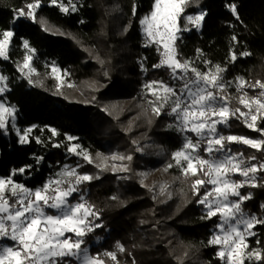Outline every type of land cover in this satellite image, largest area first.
<instances>
[{
    "label": "trees",
    "instance_id": "16d2710c",
    "mask_svg": "<svg viewBox=\"0 0 264 264\" xmlns=\"http://www.w3.org/2000/svg\"><path fill=\"white\" fill-rule=\"evenodd\" d=\"M117 1L122 15L119 28L113 23L103 25L104 20H111L110 0H73L76 11L71 10L68 0H60L69 6L67 14L51 0H41V6L36 9V22L25 17L13 22L14 9L24 8L33 0H0V33L13 32L8 59L0 58V76L7 77V88L0 100L16 108L17 129H32L25 144L19 142L13 131L5 135L0 130V179L11 177L29 189L42 187L50 179H56L65 165L79 164L77 157L68 151L72 145H78V149L89 155L103 152L104 144L110 142L109 136L103 134L102 128L107 127L103 125L113 126L116 122L99 111L97 98L93 100L94 105H85L31 85L17 68L26 55H31V66L39 75H46L55 67L75 83L87 82L95 86L106 80L108 91L96 90L93 95L105 94L102 96L105 97L110 92L111 98L133 99L146 109L149 102L145 85L163 81L179 87L168 67H153L162 60L160 50L148 44L140 33V21L152 11L154 0ZM233 3L237 5L239 20L227 7ZM188 11L189 14L203 11L206 15L200 30L184 31L183 23H179L181 31L175 41L176 56L192 62L201 71L207 72L216 65L226 69L221 75L224 82H231L224 93L231 98L229 107L246 112L238 105V97L243 92L249 97L258 96L262 89L248 85L264 82V0H196ZM44 24L57 34H51ZM24 41L35 51L29 53ZM243 52L250 55H241ZM238 77L245 82L239 93L236 90ZM164 118L159 125V145L172 155L182 148L183 138L176 130L173 117L164 114ZM242 121L241 117H230V127L218 126V131L225 136L261 138ZM257 123L264 127L261 118ZM69 136L75 139L69 140ZM225 146L234 153H243L245 158L255 155L257 159H246L247 164L264 162V153L255 149L227 143ZM199 154L207 158L203 148ZM38 157H43L39 163ZM26 165L31 168L13 175L14 169ZM173 175L178 181L177 193L169 201L151 196L140 187L134 175L128 182H120L106 174L78 185L80 191L73 195L72 201L79 200L82 194L98 216L89 219L101 225L84 237L89 254L103 260L104 264H224L217 256L220 246L208 243L215 234L219 216L202 219L207 211L197 202L199 197L192 189L195 179L206 177L203 173L183 175L181 171ZM255 175L257 186L244 185L239 191L243 195L252 194L241 206L246 213L260 218L264 217L261 208L264 171ZM208 188L209 185L200 188L201 194ZM252 231L256 235L247 238L246 252L264 250V225L258 224ZM118 244L124 251L117 247ZM107 252L115 253L117 260L104 255ZM71 263L76 264L73 260ZM244 264H264V261H256L253 257L246 259Z\"/></svg>",
    "mask_w": 264,
    "mask_h": 264
},
{
    "label": "snow or ice",
    "instance_id": "6c2138e0",
    "mask_svg": "<svg viewBox=\"0 0 264 264\" xmlns=\"http://www.w3.org/2000/svg\"><path fill=\"white\" fill-rule=\"evenodd\" d=\"M57 5L61 12L68 13L69 6L72 11H76L77 5L73 0H68V5L60 0H51ZM188 0H154L152 11L145 15L140 23L144 26V31L148 38L155 43L159 37L163 44L165 56L160 64L153 67L166 65L171 69L173 80L179 83V87L169 86L163 81H153L145 87L151 89L152 85H159L166 94L162 98L159 107H154L153 111L160 114V109L165 104H169L168 115L173 116L176 121V128L181 133H192L194 137L184 136V144L181 150L173 153V159L185 175L191 173L197 176L203 173L205 178H198L192 184L194 195L198 196V203L204 205L207 213L203 218L219 216V223L216 227L218 233L213 234L208 241L210 245H219L220 250L217 256L224 264H244L245 258H255L256 261H264V250L248 249L245 242L246 236H255L252 231L256 225H264V217L258 218L250 215L242 208V203L252 198V194L243 195L239 189L249 184L256 187V173L264 171V162L258 164H247V160H256V156L245 158L243 153H234L225 146L237 143L247 145L264 153V127L258 123V116H261V123H264V91L258 96L249 97L247 92H243L238 97L239 104L247 108L244 112L240 108L230 109L227 97L224 95L231 82H224L221 73L226 71L219 65L207 72L201 71L190 61L181 60L171 54L172 44L178 38V19L184 12ZM41 6V0H33L27 3L24 8L14 9V20L25 17L37 21L36 9ZM232 14L237 20L240 19L236 4H229ZM135 15V5L133 7ZM206 13L187 15L185 19L193 23L197 28L201 26ZM188 31L187 27L183 29ZM0 57L8 59L7 46L13 32L5 30L0 33ZM233 40L236 37L233 36ZM147 46V45H146ZM24 47L29 53L34 52L27 41ZM241 55L248 56L249 52ZM31 55H26L23 66L18 69L23 74L24 68H30L29 61ZM235 60L236 56L233 55ZM210 63V62H205ZM57 69L53 67V71ZM7 77L0 76V94L6 91ZM239 83L236 85L237 92H241L244 87V80L238 77ZM29 83L32 81L29 79ZM251 88L259 87L264 89V82L256 81L248 85ZM156 93L153 92V95ZM158 99H161L158 97ZM255 106V107H253ZM16 108L6 106L0 102V130L7 132L9 125L16 130L19 142L25 143L28 140V133L32 129H25L23 132L16 129L15 116ZM239 113V115H237ZM243 117V123L254 132H258L261 138H249L242 135H223L218 131L217 125L230 127L229 118ZM173 127V125H169ZM55 135V130L53 129ZM69 140L75 139L69 136ZM37 143L40 140L37 138ZM58 146V145H57ZM77 146L70 147L69 152L76 153ZM201 148L207 155L199 154ZM139 150V149H138ZM43 157L37 158L39 163ZM84 159L91 163V158L85 154ZM112 159L131 160V156L112 157ZM186 163V166H185ZM243 165V167H241ZM172 165L170 164L169 167ZM31 165H26L20 169H14L13 175L17 172L25 173ZM122 171H127L123 167ZM230 173H239L244 177L243 181L232 180ZM249 173H252L249 176ZM59 178L50 179L42 187L29 189L22 184L16 183L11 177L0 179V238H8L15 242L14 245H0V264H71L75 260L77 264H104L103 260L89 254L84 237L94 228L101 227L100 224H93L90 216H97L92 205L88 204L83 195L79 200L72 201L74 193L79 192L78 185L85 181H91L93 177L88 174H78L74 169H65L58 174ZM212 185L211 189H206L203 194L200 188ZM199 186V187H197ZM237 198V199H230ZM264 209V204L261 205ZM47 209L53 210L52 212ZM98 218V216H97ZM73 234V236L67 235ZM259 243V241H257ZM82 245H85L82 247ZM117 247L124 251L121 245ZM104 255L113 261L117 256L113 252Z\"/></svg>",
    "mask_w": 264,
    "mask_h": 264
},
{
    "label": "rangeland",
    "instance_id": "374dc122",
    "mask_svg": "<svg viewBox=\"0 0 264 264\" xmlns=\"http://www.w3.org/2000/svg\"><path fill=\"white\" fill-rule=\"evenodd\" d=\"M195 2L196 0H188V3L184 8V12L178 19V23H177L178 31L176 32L177 37L181 31V27L179 24L180 22L183 23V28L188 27V29L193 28L196 30H200L201 26L197 28L193 23H190L185 19L187 15H193V16L197 15L196 13L189 14L188 11L189 7L193 6ZM108 11L111 14V20L109 19L104 20L103 25L107 24L108 26V23L109 24L113 23L115 27L118 28L121 27L122 26L121 8L118 6L117 0H110V6ZM44 27L51 34H57V31L54 30L53 28H50L45 24ZM140 33L147 40L148 44H154L160 50L162 60H164L165 59V56L163 55L164 48H163V44L160 42L159 37H157L156 42L153 43L148 38L147 34L144 31V26L141 25V23H140ZM175 41L172 44L171 54L176 56ZM10 42L7 46V55L10 47ZM0 58L4 59L3 57ZM31 61L32 59L28 63L30 65V68L33 69L31 66ZM24 62L25 61L23 59L21 62L18 63V66L22 67ZM18 71L28 81L29 79L32 81V83H30L31 85H36L39 87H43L45 89L52 90L61 96L67 97L71 101L83 102V104L85 105H94L95 101L93 100L97 98L96 104L100 109L99 111H101L104 114V116L108 118L111 117L116 121L113 126H109L107 125V123L102 122L104 123L103 126H107L105 128H102L103 134L108 135L110 139V142L104 144L103 152L96 153L94 155H89L77 148L76 153L73 152L70 153L72 156L77 157V161L79 162V164H76L74 166H70V164H67L63 167L60 173L64 172L66 168L74 169L78 174H88L91 175L93 178H100L106 174L111 175L114 176L116 179H118L120 182H128L131 179V177H133L134 175V178L136 179V182H138L140 187L146 189L151 196L153 195L162 201H169L176 195L178 181L177 178L173 175V172L181 171L183 175L185 174L182 172L181 168L176 165V162L173 159V154L169 155L159 145L160 143L159 125L163 124L165 120L164 114L168 115L167 113L170 110L169 104H165L164 107L160 109V114H157L156 112L153 111L154 107H159V105L162 103V98L166 95L163 92V89L160 88L159 85H152L151 89L147 88L148 89L147 100L149 103L146 106L147 107L146 109L143 106V104L137 103L133 99L127 100L124 98H120V99L111 98L112 94L109 95L110 92L105 97H102L105 94L102 96L93 95V93H95L96 90L100 91L101 89H103L104 93L108 91L109 86L106 80H104V82L99 81V84H95L94 86L87 82L75 83L71 79H68V77L64 73H61L59 70L53 71V68H51L49 70V73L46 75H39L35 70L30 72L29 68H24L23 74L19 69ZM261 91H264V89H262ZM153 92H155L156 94L153 95ZM158 97H160L161 99H158ZM226 97H227V103L229 105V101L231 100V98L228 96ZM0 102L2 101L0 100ZM238 105L244 108L243 105L241 104ZM245 109L247 112L248 109L247 108ZM237 115H239V113ZM241 118L243 120V117ZM259 118H261V116H258V119ZM174 123L176 127V121ZM15 125H16V119H15ZM218 126L224 127L225 125H217V127ZM10 131H13L14 134L18 136L16 130L13 129L11 125H9L7 132L4 131L3 132L5 133V135H9ZM177 132L182 135L183 144H184L185 135L194 137V134L192 133H181L178 130ZM226 143L227 142H225V144ZM232 144L243 145L237 143H231L229 145ZM73 146L75 145H72L71 147ZM243 146L248 147L247 145H243ZM85 154H87L91 158L92 161L91 163H89L88 160L84 159ZM120 156H124V157L131 156L132 159L130 161L127 159L124 160L112 159V157H120ZM170 164L172 165L171 167H169ZM123 167H127L128 170L122 171L121 169ZM241 167H243V165ZM251 175L252 173H249V176ZM188 176H192L191 173H188ZM229 176L232 180L235 181L245 180V178L240 176L239 173H230ZM57 178L59 177L57 176ZM87 182L89 181H85L83 183H87ZM245 185L248 186L249 184H245ZM211 188L212 185L209 184L208 189ZM230 199H237V198L230 197ZM47 211L52 212L53 210L47 209ZM218 232L219 229L217 228L215 233ZM67 235L73 236V238H75L73 234H67ZM249 237L250 236H246V240ZM14 244L15 242L11 241L8 238H0V245H14ZM246 259L249 258L246 257L245 260ZM75 263L77 264L76 261Z\"/></svg>",
    "mask_w": 264,
    "mask_h": 264
},
{
    "label": "built area",
    "instance_id": "2783aa9c",
    "mask_svg": "<svg viewBox=\"0 0 264 264\" xmlns=\"http://www.w3.org/2000/svg\"><path fill=\"white\" fill-rule=\"evenodd\" d=\"M253 107H255V106H253Z\"/></svg>",
    "mask_w": 264,
    "mask_h": 264
}]
</instances>
